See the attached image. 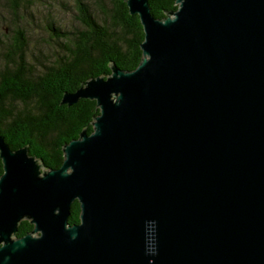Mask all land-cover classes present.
Listing matches in <instances>:
<instances>
[{
	"label": "water",
	"instance_id": "1",
	"mask_svg": "<svg viewBox=\"0 0 264 264\" xmlns=\"http://www.w3.org/2000/svg\"><path fill=\"white\" fill-rule=\"evenodd\" d=\"M125 1L142 60L64 93L100 113L62 165L0 133V264H264V0Z\"/></svg>",
	"mask_w": 264,
	"mask_h": 264
},
{
	"label": "trees",
	"instance_id": "2",
	"mask_svg": "<svg viewBox=\"0 0 264 264\" xmlns=\"http://www.w3.org/2000/svg\"><path fill=\"white\" fill-rule=\"evenodd\" d=\"M18 8V0H10ZM96 5L97 12L92 7ZM152 13L164 18L178 9L176 0H149ZM80 28L63 30L54 21L51 34L59 52L42 61L28 54L23 30L2 49L0 68V133L13 149L28 146L31 155L46 168H59L64 161V146L91 133L100 113L96 100L81 98L62 103L65 92L77 90L93 77L111 74V64L134 70L142 60L144 30L138 14H131L125 0H75ZM3 163L0 158V176ZM78 200L71 205L69 222H80ZM27 219L18 226L17 236L31 232Z\"/></svg>",
	"mask_w": 264,
	"mask_h": 264
},
{
	"label": "rangeland",
	"instance_id": "3",
	"mask_svg": "<svg viewBox=\"0 0 264 264\" xmlns=\"http://www.w3.org/2000/svg\"><path fill=\"white\" fill-rule=\"evenodd\" d=\"M18 8L10 0H0V68L3 65L1 51L15 38L17 30H23L28 41V54L42 61L59 52L57 39L51 34L53 21L63 30L80 28L76 19L75 0H18ZM92 7L97 12L96 5Z\"/></svg>",
	"mask_w": 264,
	"mask_h": 264
}]
</instances>
